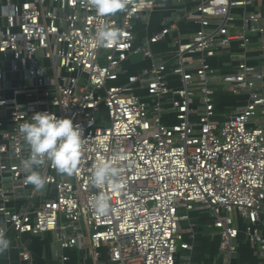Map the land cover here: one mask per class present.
Segmentation results:
<instances>
[{"label":"built area","instance_id":"2783aa9c","mask_svg":"<svg viewBox=\"0 0 264 264\" xmlns=\"http://www.w3.org/2000/svg\"><path fill=\"white\" fill-rule=\"evenodd\" d=\"M253 1L191 0L192 13L167 18L139 44L136 19L175 11L172 3L126 0L123 11L101 17L88 0H0V232L11 242L0 264H33L23 236L47 233L61 264L86 242L94 260L107 248L110 264H176L192 248L180 225L193 211L212 213L222 264H232L242 234L264 258V69L243 59L220 74L210 63L232 43L246 53L253 36L264 38L255 13L243 14V31H230L235 10ZM188 17L200 29L182 40L179 20ZM103 24L120 30L119 43L95 40ZM169 38L173 59L157 63L153 46ZM135 56L150 67L130 73ZM168 72L180 88L170 87ZM216 82L248 96L222 123ZM36 112L71 118L84 137L73 179L46 161L35 169L46 180L41 190L26 181L30 153L19 133ZM171 115L175 124L165 121ZM98 162L120 172L102 190L89 179ZM101 191L110 207L103 216L91 206Z\"/></svg>","mask_w":264,"mask_h":264},{"label":"crops","instance_id":"0c3cea01","mask_svg":"<svg viewBox=\"0 0 264 264\" xmlns=\"http://www.w3.org/2000/svg\"><path fill=\"white\" fill-rule=\"evenodd\" d=\"M161 1H163L164 5L172 3L175 11H171L172 8L167 10L166 8L168 7H165V9L161 8L155 11L148 18L140 17L136 19V34L139 44L144 42L147 37L158 33L166 25L167 18L177 17V15L185 17L187 13H192L193 4L191 0ZM235 13L236 22L230 27L231 32L243 31L242 16L244 13H255L259 16L264 26V0H254L251 6L235 10ZM179 22L180 38L182 40H189L200 29L193 17L180 18ZM172 49L171 38L153 46L152 50L157 57V63L163 61L171 62L173 57L170 52ZM243 59H246L248 63L258 69H264V38L258 35L253 36L246 53L238 43H232L229 49L220 52L215 58L211 59L210 63L217 72L222 74L232 71ZM150 65V60L135 56L125 64V68L132 74H138L143 69L149 68ZM170 66L168 70L171 69ZM168 77L171 88L177 89L181 87L182 84L179 77L172 76L169 72ZM216 84L217 82L215 83V120L222 123L234 114L239 107L246 104L248 96L246 93L233 95L224 87ZM196 105H198V102ZM165 121L169 124L176 123V119L172 115L166 117ZM189 215L190 220L183 221L180 227L184 241L190 244L192 248L187 251H179L176 264H222L220 237L213 227L214 217L212 213L210 211H193ZM237 220L240 228L243 229V222L240 221L239 217ZM23 241L30 249L33 264H61L60 256L62 252L57 244L55 234L26 235L23 236ZM88 248L86 242L84 245L81 243L76 248L66 251L65 255L69 258L66 264H110L107 248L100 250V257L97 260L93 259ZM12 257L14 261L18 259L16 251H13ZM232 264H264V258L260 257L258 248L251 245L245 235L242 234L239 239V250Z\"/></svg>","mask_w":264,"mask_h":264},{"label":"clouds","instance_id":"9594fccd","mask_svg":"<svg viewBox=\"0 0 264 264\" xmlns=\"http://www.w3.org/2000/svg\"><path fill=\"white\" fill-rule=\"evenodd\" d=\"M98 16L115 15L126 7V0H88ZM120 30L112 25L97 27L95 40L100 45L119 43ZM19 133L29 147V157L22 161L23 167L30 170L26 181L41 190L46 185L45 178L35 170L46 161L60 174L72 175L81 160L83 132L79 124L71 118L58 117L52 112H36L31 120L19 126ZM120 176L119 169L110 163L98 162L93 165L89 177L99 189L112 184ZM92 208L103 216L110 211L108 198L101 191L93 198ZM10 240L0 232V252L10 247Z\"/></svg>","mask_w":264,"mask_h":264},{"label":"rangeland","instance_id":"374dc122","mask_svg":"<svg viewBox=\"0 0 264 264\" xmlns=\"http://www.w3.org/2000/svg\"><path fill=\"white\" fill-rule=\"evenodd\" d=\"M142 57V56H141ZM100 117H101V119H102V124H105V123H107L108 122V120H107V116H106V114H105V112H101L100 113ZM73 178H72V175L70 176V180H72Z\"/></svg>","mask_w":264,"mask_h":264},{"label":"trees","instance_id":"16d2710c","mask_svg":"<svg viewBox=\"0 0 264 264\" xmlns=\"http://www.w3.org/2000/svg\"><path fill=\"white\" fill-rule=\"evenodd\" d=\"M176 262H177V258H176Z\"/></svg>","mask_w":264,"mask_h":264}]
</instances>
